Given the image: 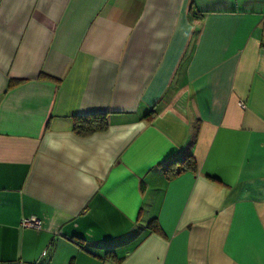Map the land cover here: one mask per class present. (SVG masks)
Segmentation results:
<instances>
[{
  "label": "crops",
  "instance_id": "obj_1",
  "mask_svg": "<svg viewBox=\"0 0 264 264\" xmlns=\"http://www.w3.org/2000/svg\"><path fill=\"white\" fill-rule=\"evenodd\" d=\"M0 264H264V0H0Z\"/></svg>",
  "mask_w": 264,
  "mask_h": 264
},
{
  "label": "trees",
  "instance_id": "obj_2",
  "mask_svg": "<svg viewBox=\"0 0 264 264\" xmlns=\"http://www.w3.org/2000/svg\"><path fill=\"white\" fill-rule=\"evenodd\" d=\"M12 85V84H11ZM108 124L106 121V116L104 114H94L91 116H84L75 119L74 132L80 136H90L97 132L106 131ZM166 166V176L168 178H174L178 175L188 172L196 171L197 165L194 161L193 156L188 155L181 161H171L165 164ZM215 181H218L215 178H212ZM149 230L151 232H160V228L157 222V219H154L149 224ZM111 255V254H110Z\"/></svg>",
  "mask_w": 264,
  "mask_h": 264
},
{
  "label": "built area",
  "instance_id": "obj_3",
  "mask_svg": "<svg viewBox=\"0 0 264 264\" xmlns=\"http://www.w3.org/2000/svg\"><path fill=\"white\" fill-rule=\"evenodd\" d=\"M240 105L242 108H245V105L243 103H241ZM22 226L25 228H37V229H39L41 226V223L39 220L25 219L22 221Z\"/></svg>",
  "mask_w": 264,
  "mask_h": 264
}]
</instances>
